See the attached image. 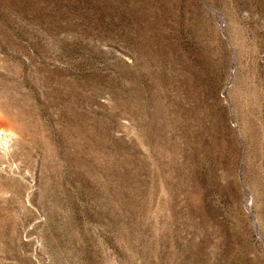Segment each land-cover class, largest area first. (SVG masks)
Returning <instances> with one entry per match:
<instances>
[{
	"label": "rangeland",
	"instance_id": "rangeland-1",
	"mask_svg": "<svg viewBox=\"0 0 264 264\" xmlns=\"http://www.w3.org/2000/svg\"><path fill=\"white\" fill-rule=\"evenodd\" d=\"M0 264H264V0H0Z\"/></svg>",
	"mask_w": 264,
	"mask_h": 264
}]
</instances>
